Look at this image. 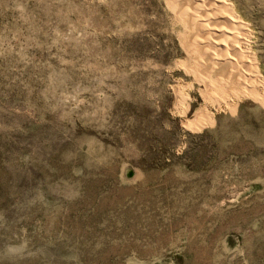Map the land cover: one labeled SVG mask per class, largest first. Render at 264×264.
Listing matches in <instances>:
<instances>
[{"label": "rangeland", "instance_id": "obj_1", "mask_svg": "<svg viewBox=\"0 0 264 264\" xmlns=\"http://www.w3.org/2000/svg\"><path fill=\"white\" fill-rule=\"evenodd\" d=\"M225 1L255 88L178 0H0V264H264V0Z\"/></svg>", "mask_w": 264, "mask_h": 264}, {"label": "bare ground", "instance_id": "obj_2", "mask_svg": "<svg viewBox=\"0 0 264 264\" xmlns=\"http://www.w3.org/2000/svg\"><path fill=\"white\" fill-rule=\"evenodd\" d=\"M227 3L225 0H178L179 11L186 15V24L200 32L199 36L194 33L190 36V48L197 54L194 62L202 68L221 72L220 79L226 84H247V88L249 85L255 88L259 84L256 71H245L246 28ZM238 67L240 69L236 70ZM241 68L244 71L241 72Z\"/></svg>", "mask_w": 264, "mask_h": 264}]
</instances>
